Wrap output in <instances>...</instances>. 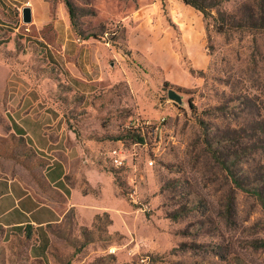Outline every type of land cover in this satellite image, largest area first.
Instances as JSON below:
<instances>
[{
  "label": "rangeland",
  "instance_id": "obj_1",
  "mask_svg": "<svg viewBox=\"0 0 264 264\" xmlns=\"http://www.w3.org/2000/svg\"><path fill=\"white\" fill-rule=\"evenodd\" d=\"M28 1L3 0L20 29L15 44H0V166L39 186L44 164L13 134L7 110L10 81L26 78L27 65L43 58L36 50L27 57L36 46L25 35L30 23L22 20ZM48 1L53 12L60 4L67 8L64 0ZM71 1L76 32L124 49L119 19L134 0ZM215 1L204 15L209 63L195 74L198 84L150 83L139 95H159V101L137 103L136 92L123 82L97 91L94 108L72 109L90 113L77 125L94 136L141 143L136 158L145 162L141 186L155 209L153 236L146 227L133 233L141 244L129 254L130 237L109 234L107 216L93 227L65 222L54 230L43 260L31 256L30 240L0 226V264H264V31L239 27L251 11H260L261 0ZM222 14L231 23L225 31L218 27ZM53 67L49 74L56 77ZM171 88L182 102L169 97ZM140 112L157 116L145 125L146 146L141 129L132 125Z\"/></svg>",
  "mask_w": 264,
  "mask_h": 264
},
{
  "label": "crops",
  "instance_id": "obj_2",
  "mask_svg": "<svg viewBox=\"0 0 264 264\" xmlns=\"http://www.w3.org/2000/svg\"><path fill=\"white\" fill-rule=\"evenodd\" d=\"M133 2L119 19L124 24V49L76 32L63 4L53 12L48 0L27 2L33 19L25 35L36 39L27 57L36 50L43 58L27 65L26 78L16 75L10 81L7 110L13 134L44 164L43 184L22 181L0 166V226L22 237L29 232L33 258L45 259L54 230L65 222L93 227L107 216L108 233L129 236L131 246L141 244L136 235L145 227L153 236L149 230L155 209L141 186L145 162L135 158L131 165H114L111 151L128 146L126 138L94 136L77 125L90 113L72 109L94 108L97 91L123 82L136 92L137 103L159 101V95H139L150 83L156 88L165 82L198 84L195 74L209 63L208 30L204 14L183 0ZM148 8L153 11L135 17ZM15 19V11L0 0V44H15L20 29ZM53 66L56 77L49 74ZM154 117L140 112L132 124ZM134 181L150 211L129 199Z\"/></svg>",
  "mask_w": 264,
  "mask_h": 264
},
{
  "label": "trees",
  "instance_id": "obj_3",
  "mask_svg": "<svg viewBox=\"0 0 264 264\" xmlns=\"http://www.w3.org/2000/svg\"><path fill=\"white\" fill-rule=\"evenodd\" d=\"M64 1H65L67 8H68L69 13H70L72 24H73V26H75L76 22L74 19V4L71 0H64ZM183 1L186 4H189L193 7H195L196 9L200 10L205 16H207L209 13V10L216 5L215 0H183ZM258 4H259L258 8L260 9V11L258 13H254V11H251L248 14L247 18H244L242 21H240L241 23H240L239 27H241L242 29H248L250 31H264V0H261V2H259ZM226 16L227 15L222 14L220 19L219 18L217 19V20L221 21L220 22L221 24H219V26H218L221 29V31H225V30L231 28V23L227 22ZM234 19L235 18H233V20ZM90 36L93 37V35H88V37H90ZM142 135H144V136L140 137L141 140L144 139V137L146 135L145 132L144 133L142 132ZM260 197H262V196H260ZM29 235H30V233L27 232L24 237L29 240V238H28ZM90 242L91 241L86 239L84 243H90Z\"/></svg>",
  "mask_w": 264,
  "mask_h": 264
},
{
  "label": "built area",
  "instance_id": "obj_4",
  "mask_svg": "<svg viewBox=\"0 0 264 264\" xmlns=\"http://www.w3.org/2000/svg\"><path fill=\"white\" fill-rule=\"evenodd\" d=\"M153 120H142V121H137L136 123L132 124L135 127L138 128H144L141 129V131L144 133L145 132V125H150L152 123ZM146 138V137H145ZM144 138V142L143 145H147V141ZM141 143L138 141H135L133 143V148L132 147H128L126 146H121L118 148H115L111 151V160L113 162L114 165L118 166V167H123V166H127V165H131L132 164V160H134L138 155L139 152L137 150V146L140 145ZM153 159H149L147 161V163L149 165L153 164ZM129 199L131 200V202L133 204H135L136 206H138L139 208H142L145 211H150L151 210V206L150 204L141 196L139 189L137 187V182L134 181L132 189L129 191ZM140 248V243H135L133 246L129 247V254H133L136 253ZM137 250V251H136ZM147 258L143 257L142 261H146Z\"/></svg>",
  "mask_w": 264,
  "mask_h": 264
},
{
  "label": "water",
  "instance_id": "obj_5",
  "mask_svg": "<svg viewBox=\"0 0 264 264\" xmlns=\"http://www.w3.org/2000/svg\"><path fill=\"white\" fill-rule=\"evenodd\" d=\"M153 9L152 8H148V9H145L143 10L142 12L136 14V18H139L141 17L142 15H146L150 12H152ZM33 19V16H32V9L30 6H25L23 7L22 9V20L23 22L25 23H30ZM168 95L171 99L177 101V102H182V95L180 93H178V91H176L175 89H169L168 90Z\"/></svg>",
  "mask_w": 264,
  "mask_h": 264
}]
</instances>
